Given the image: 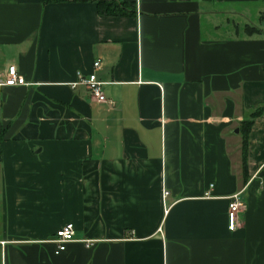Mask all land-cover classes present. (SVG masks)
I'll return each mask as SVG.
<instances>
[{"label": "crops", "instance_id": "1", "mask_svg": "<svg viewBox=\"0 0 264 264\" xmlns=\"http://www.w3.org/2000/svg\"><path fill=\"white\" fill-rule=\"evenodd\" d=\"M47 1L0 0V264H264V0Z\"/></svg>", "mask_w": 264, "mask_h": 264}, {"label": "built area", "instance_id": "2", "mask_svg": "<svg viewBox=\"0 0 264 264\" xmlns=\"http://www.w3.org/2000/svg\"><path fill=\"white\" fill-rule=\"evenodd\" d=\"M102 63L100 60L94 62V68L100 69ZM79 82L74 83L72 87H76L78 84L85 85L91 92L92 96L100 103H106L107 99L102 90V83L98 81V78L95 73L90 74L87 77H83L79 74ZM5 86H17V85H27L24 78L20 76L16 67H10L8 70V75L6 81L4 82ZM164 195H168V192H164ZM243 207V202L239 194L233 196L232 202L229 205V229L234 230L237 226V215ZM74 226L68 224L57 231L55 238L51 240V243L57 245L56 254L65 251L67 244L74 242L75 239Z\"/></svg>", "mask_w": 264, "mask_h": 264}, {"label": "trees", "instance_id": "3", "mask_svg": "<svg viewBox=\"0 0 264 264\" xmlns=\"http://www.w3.org/2000/svg\"><path fill=\"white\" fill-rule=\"evenodd\" d=\"M72 0H48L46 3H60ZM98 6L100 15L105 16H133L136 13V5L131 2H121L118 0H95ZM255 30L254 27H249ZM264 108L251 113L247 119L241 123V133L243 135L242 145V179L243 184L246 185L249 180L247 151H248V136L253 127L254 120L260 116Z\"/></svg>", "mask_w": 264, "mask_h": 264}, {"label": "rangeland", "instance_id": "4", "mask_svg": "<svg viewBox=\"0 0 264 264\" xmlns=\"http://www.w3.org/2000/svg\"><path fill=\"white\" fill-rule=\"evenodd\" d=\"M226 26H227V28H231V27H233L232 24H227Z\"/></svg>", "mask_w": 264, "mask_h": 264}, {"label": "water", "instance_id": "5", "mask_svg": "<svg viewBox=\"0 0 264 264\" xmlns=\"http://www.w3.org/2000/svg\"><path fill=\"white\" fill-rule=\"evenodd\" d=\"M236 133H239V130H236Z\"/></svg>", "mask_w": 264, "mask_h": 264}]
</instances>
